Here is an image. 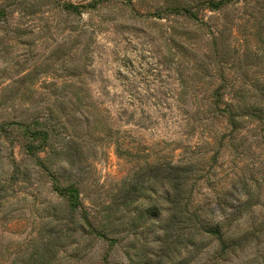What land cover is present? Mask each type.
<instances>
[{
    "label": "rangeland",
    "instance_id": "1",
    "mask_svg": "<svg viewBox=\"0 0 264 264\" xmlns=\"http://www.w3.org/2000/svg\"><path fill=\"white\" fill-rule=\"evenodd\" d=\"M200 1L0 0V264H25L59 229L69 201L55 180L78 187V210L99 227L129 187L143 197L121 206L122 222L109 220L117 243L76 227L50 246L54 264H139L134 254L159 264L171 191L150 176L160 166L185 170L194 207L225 204L234 193L236 206L219 216L230 240L264 219V124L240 118L242 131L232 132L211 94L221 72L226 101L236 103L242 87L251 103L261 98L264 0L193 7L195 18L167 11ZM244 182L250 199L238 193ZM175 235L185 242L188 230ZM249 238L226 253L203 238L164 264H264V234Z\"/></svg>",
    "mask_w": 264,
    "mask_h": 264
},
{
    "label": "trees",
    "instance_id": "2",
    "mask_svg": "<svg viewBox=\"0 0 264 264\" xmlns=\"http://www.w3.org/2000/svg\"><path fill=\"white\" fill-rule=\"evenodd\" d=\"M229 3H231V0H201L195 5L181 4L167 6V11L169 10L176 14H187L190 17L195 18L196 11L193 9V7L197 9V7L206 6L209 9L217 10ZM212 39H214V37ZM214 57L215 64L212 65L213 69L216 68L220 63L216 59L215 53ZM210 66L208 65L207 69H211ZM217 79H219L221 83L218 86L214 85V87L211 89V94L215 102V116H226L227 123H229L232 132L234 133L237 131H242V128L239 130L238 119L240 118L248 119L251 122L264 124V106L262 105V103H264L263 86L262 89L255 91L254 95L256 97H260L261 95V98H256L252 103L250 99V92L244 87L234 92L236 93L234 97H237L238 103L237 101L235 103L234 100L228 102L225 100L226 94L225 90H223L226 86L225 76L220 72L219 75H217ZM221 103H225V106H222ZM240 106L243 108L240 109ZM200 112V105H198L195 113L199 118H202L198 115ZM19 124L24 130L25 134H27L26 125L20 122ZM0 130L4 131L3 127H1ZM41 131L45 142H47L49 139L48 129L44 128ZM40 133L41 132H39V134ZM69 159L71 160V158ZM184 171L185 170H183L182 167L180 168L179 165H169L167 168L160 166L155 170L154 173L150 175L151 177H154L155 180L160 181L163 185H168L171 189V191H169V193L167 192L166 194V196H168L170 199L168 208L169 216L165 220L166 223L163 227L164 233L160 235L159 238V241L161 242L159 264H164V261H166L167 258H170V253L172 251H180V247L182 245H185V247H190L192 250L197 249L202 244L203 238L211 237V239L217 240L219 243L220 252L222 251L226 253L230 248L239 247L245 242L249 241V236H252V239H255L256 237L264 234V219L260 222L254 220L252 221V224L256 223L257 225L250 226L248 228L250 234L242 233V237L230 240L227 236V233L223 230V222L221 219H219V216L220 214H223L227 204H231V207L236 206V202L232 203L234 200V193L230 195L231 198L227 200L225 204L208 207H194L192 206L193 200H191L193 191L188 190L186 187L187 177ZM52 178L54 179L55 176H52ZM261 179L264 180V174L263 178L257 179L258 188L262 184L260 183ZM53 189L56 193L58 192L60 195L67 197L69 204L66 215L61 216L62 218L59 219V229H56L55 226L53 227V230L51 231V237H49L47 241H44L42 245L40 244L37 247L25 264H54V261L56 260V254L52 255L50 253V246H52V248L53 244H59L62 246L65 242L64 239L71 237L73 234L72 231H76V227L84 228V230L87 229L90 234L95 235L97 238L109 241L111 244L117 243L118 238H111L109 232H107L108 225L110 224L109 220H111L112 217H118L116 220H121L122 222L124 215H121V206L128 203H135L143 197L142 191H138L136 185L129 187L125 191L126 193L119 195L112 205H108V212L103 218L105 223L103 222L102 226L99 227L95 226L93 220L89 217L90 212L84 210V208L79 209L80 211L78 210L79 206L81 205L80 192L75 184L62 187L59 185L58 181L55 180ZM244 189L246 190L248 199L255 195L250 183L244 182L243 185L238 188V193ZM135 212L136 214H141L142 209L139 206H136ZM155 213L159 221L161 219L160 209L156 210ZM156 223L157 221L155 220L153 222V226ZM133 227H137V224H134ZM179 229L188 230V235H185V242L180 243L179 236L175 235L178 234ZM64 234H66L65 237ZM199 236L200 238L197 239ZM151 245L149 241L147 242L146 238L145 242L143 243L144 251L151 249ZM130 259L134 262H139V264H153L152 258L148 257L143 260L142 255L138 257L136 254L130 255ZM23 260L24 256H22L21 261Z\"/></svg>",
    "mask_w": 264,
    "mask_h": 264
}]
</instances>
